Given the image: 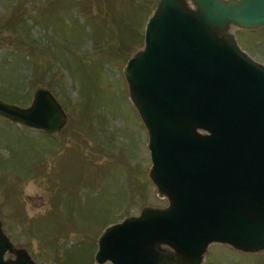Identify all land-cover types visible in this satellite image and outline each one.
I'll use <instances>...</instances> for the list:
<instances>
[{
  "label": "rangeland",
  "instance_id": "1",
  "mask_svg": "<svg viewBox=\"0 0 264 264\" xmlns=\"http://www.w3.org/2000/svg\"><path fill=\"white\" fill-rule=\"evenodd\" d=\"M158 1L0 0V100L26 108L41 86L66 116L57 136L0 117V220L35 264H96L107 226L167 206L123 72ZM229 31L264 65V27ZM201 264H264V251L214 243Z\"/></svg>",
  "mask_w": 264,
  "mask_h": 264
},
{
  "label": "water",
  "instance_id": "2",
  "mask_svg": "<svg viewBox=\"0 0 264 264\" xmlns=\"http://www.w3.org/2000/svg\"><path fill=\"white\" fill-rule=\"evenodd\" d=\"M190 1H158L123 70L167 206L107 227L96 264H201L214 243L264 251V65L228 33L264 27V0ZM0 117L54 136L66 121L41 86L26 108L0 100ZM0 264H35L1 220Z\"/></svg>",
  "mask_w": 264,
  "mask_h": 264
},
{
  "label": "bare ground",
  "instance_id": "3",
  "mask_svg": "<svg viewBox=\"0 0 264 264\" xmlns=\"http://www.w3.org/2000/svg\"><path fill=\"white\" fill-rule=\"evenodd\" d=\"M230 28H232V27H230ZM228 33L230 34V31Z\"/></svg>",
  "mask_w": 264,
  "mask_h": 264
}]
</instances>
